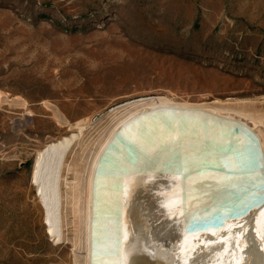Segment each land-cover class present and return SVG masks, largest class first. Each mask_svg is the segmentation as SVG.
Returning <instances> with one entry per match:
<instances>
[{"label": "rangeland", "instance_id": "1", "mask_svg": "<svg viewBox=\"0 0 264 264\" xmlns=\"http://www.w3.org/2000/svg\"><path fill=\"white\" fill-rule=\"evenodd\" d=\"M0 93L25 103L0 106V264H84L82 219L65 232L69 244H55L30 185L36 153L69 131L52 108L71 124L88 120V143L101 142L125 115L106 116L112 108L143 97L264 111V0H0ZM168 126L160 125L157 140ZM231 134L222 147L215 143L217 153L204 150L207 157L175 145L177 138L167 179L193 168L207 178L217 157L242 166L248 146L231 148L228 139H239ZM250 161L257 166V156Z\"/></svg>", "mask_w": 264, "mask_h": 264}, {"label": "bare ground", "instance_id": "2", "mask_svg": "<svg viewBox=\"0 0 264 264\" xmlns=\"http://www.w3.org/2000/svg\"><path fill=\"white\" fill-rule=\"evenodd\" d=\"M20 99L0 93V106L23 107ZM164 100L143 97L112 108L106 116L120 110L125 115L106 126L101 142L89 143L88 120L71 124L52 108L57 123L69 131L36 153L30 174L48 237L69 244L65 232L82 219L84 264H264V111L251 104L175 106ZM160 125L170 128L157 140ZM231 133L239 136L236 142L228 139L231 148L248 146L249 160L242 166H223L213 155L219 164L207 178L193 168L187 176L167 179L166 155L177 138L180 148L209 154L217 153L215 143L222 147ZM251 175L257 182L247 183ZM181 183L182 193L175 186Z\"/></svg>", "mask_w": 264, "mask_h": 264}, {"label": "water", "instance_id": "3", "mask_svg": "<svg viewBox=\"0 0 264 264\" xmlns=\"http://www.w3.org/2000/svg\"><path fill=\"white\" fill-rule=\"evenodd\" d=\"M31 169H32V167H31Z\"/></svg>", "mask_w": 264, "mask_h": 264}, {"label": "snow or ice", "instance_id": "4", "mask_svg": "<svg viewBox=\"0 0 264 264\" xmlns=\"http://www.w3.org/2000/svg\"><path fill=\"white\" fill-rule=\"evenodd\" d=\"M214 235V234H213Z\"/></svg>", "mask_w": 264, "mask_h": 264}]
</instances>
